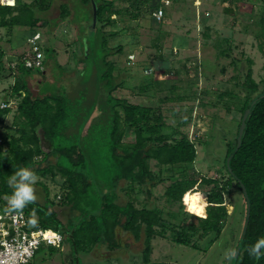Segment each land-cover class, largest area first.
<instances>
[{"label": "trees", "instance_id": "1", "mask_svg": "<svg viewBox=\"0 0 264 264\" xmlns=\"http://www.w3.org/2000/svg\"><path fill=\"white\" fill-rule=\"evenodd\" d=\"M81 1L85 4L90 2ZM98 1L93 5V16L96 19L94 27L101 33L99 42L101 57L97 59L100 72L99 74L97 72V78L99 77L100 84L107 89L105 105L97 111L96 105H93V109L83 117V120L79 121L77 118V123L69 122L75 108L67 96L42 94L40 90L37 96L28 82L29 78L37 76L40 78V75L46 77L45 57L55 50L50 51V47L47 46L44 52L43 46V52L46 53L43 68H27L25 59L28 54L21 56L13 69L16 81L10 94L3 99L0 94V129L5 126V116L11 111L10 107L2 108L1 103L9 104L10 97H16L18 100L14 121L15 132L6 135L0 132L1 208L7 209V202L3 197L12 194L14 189L8 184V180L19 168H28L36 177L41 178L50 175L55 179L56 175L60 174L64 178L63 197L59 195L57 198L62 199L61 204L68 205L77 215L64 222L53 209L56 203L50 198L49 187L42 182L36 183L42 191L36 200L27 204L22 211L26 213L28 220L30 218L36 220L33 227L54 230L63 236V242L59 246L42 244L38 252L46 246L49 255L52 256L56 252H62L67 244L73 257V262L69 264H83L80 254L89 253L98 245L107 246L111 251L120 249L118 234L123 231L132 234L137 240L144 234L146 247L143 251V264H150L152 242L157 236L166 237L168 230L173 242L196 249H200V239H205L209 235L213 242L216 241L229 217L225 194L235 182L244 198L246 221L250 204L249 225L236 264H264V255L257 260L249 254V248L264 238V79L261 83L255 81L252 59H246L248 69L242 86L248 93L242 101V117L235 140L228 144L225 158L224 169L228 173V181L223 184L219 179L203 174L189 177L188 170L195 164L198 151L195 142L182 130L187 120H180L176 126L168 125L162 112L113 95L121 85L115 82L113 76L115 65L108 61L107 57L112 53L123 52L124 48L123 45L113 48L109 46V39L118 36L119 32L106 31V28L115 26L125 15L132 19L140 18L142 4H146L147 1L129 0L132 6L136 7V12L131 10L132 6L120 7L116 0ZM228 1L220 0L223 3ZM54 2L55 0H33L29 3H18L17 6L0 5V27H7L11 31L16 27L28 28L24 40L27 42L29 37L46 26L42 14L48 12ZM149 2L153 15L161 8L160 1ZM69 15L70 10L67 4L63 3L62 19L66 20ZM261 21L262 25L255 31V36L260 41L259 49L264 55V17ZM47 31L51 33L50 30ZM82 49L84 51L81 63L85 64L91 57V50L86 43ZM4 58V49L0 46V70L3 69ZM241 64L240 59L235 58L232 61L236 69ZM138 66L140 65L137 64ZM141 68L143 73L148 70L146 65ZM225 71L224 67L222 72ZM146 77L147 81L139 88L141 93H149L152 87L162 84L152 75ZM41 82L40 78L38 85ZM227 93L235 96L232 92ZM177 98L183 99L181 96ZM171 100L174 99L166 97L163 101ZM247 109H251V114L246 121L239 145L240 127ZM103 122L105 124H102ZM76 126L77 132L72 133L71 127ZM128 130L135 136L131 143L124 141ZM64 131L70 132L69 137L64 136ZM71 135L79 137L80 140L73 139ZM43 141L49 142V150L45 149ZM152 160L157 161L159 167H165L172 174L166 179L161 175L157 177L151 170ZM162 171L163 169L161 173ZM168 179L174 182L167 189L166 196L168 200L180 204H183L181 197L189 189L200 192L203 186L212 187L208 192V199H200L197 202L198 213L185 212V218H193L195 222L187 223L183 220L178 223L168 222L164 219L162 210L149 208L147 202L139 207L138 197H131L124 204L119 200L117 190L121 183L129 184L128 189L131 191L137 186L138 192L147 194L148 199L152 196L153 190ZM196 237L198 241L195 240ZM260 251L264 253V248ZM33 263L34 260L29 264Z\"/></svg>", "mask_w": 264, "mask_h": 264}, {"label": "rangeland", "instance_id": "2", "mask_svg": "<svg viewBox=\"0 0 264 264\" xmlns=\"http://www.w3.org/2000/svg\"><path fill=\"white\" fill-rule=\"evenodd\" d=\"M144 1L147 2L142 4L140 18L132 19L125 15L115 26L106 28V31L119 32L118 36L109 39V46L123 45L124 48L123 52L112 53L107 57L115 65V82L121 85L113 95L162 112L166 123L171 126L186 119L182 130L195 142L198 151L195 164L188 170L189 177L203 174L217 178L224 184L229 179L224 169L228 144L235 140L242 117V101L248 93L242 86L248 69L246 59L253 61L255 81L261 83L264 79V55L259 49L260 41L255 36V31L262 25L264 0H229L226 3L220 0H159L166 11L163 22L154 20L149 0ZM95 2L99 1L90 0L85 4L81 0H55L53 7L42 14L46 22V26L40 30L44 52L47 46L55 52L45 57L44 68L47 72L46 77L39 76L42 79L40 85L38 76L28 79L29 87L37 96L40 92L67 96L75 108L69 119L71 123H77V118L83 120L93 105H96L95 111L99 110L105 105L107 96V89L97 78V72H100L97 59L101 57V33L94 27ZM20 3L29 2L19 0ZM63 3L70 10L66 20L61 17ZM116 4L126 8L132 6L129 0H116ZM131 10L136 12V7L132 6ZM47 30L51 33H47ZM27 31L26 27H16L12 31L0 27V46L5 55L3 69L0 70L2 99L10 94L15 84L13 69L20 57L28 54L30 47L24 41ZM85 43L91 50V57L84 64L81 59ZM235 58L242 60L238 69L232 65ZM137 64L140 66L137 67ZM143 65L148 67L145 73L141 68ZM224 67L226 71L222 72ZM147 75L154 76L162 84L152 87L149 93H141L139 88L147 81ZM228 91L235 96L229 95ZM179 96L183 99L177 100ZM166 97L174 100L163 101ZM9 100L7 105L1 103L2 108L11 109L5 116V126L0 129L5 135L15 132L18 100L16 97H10ZM76 127H71L72 133L77 132ZM130 131L126 132L125 143L135 140ZM63 134L69 137L70 132L64 131ZM74 135H71L73 139L80 140ZM43 145L49 150V142L43 141ZM150 165L157 177L161 175L166 179L172 174L165 167H159L155 160ZM38 182L49 187L50 198L56 203L53 209L64 222L77 215L68 205L61 204L62 199L57 198L59 195L63 197L64 178L60 174L55 179L50 175L46 178L38 176L33 185L36 197L42 191L36 186ZM173 182L169 179L161 182L148 199L147 194L138 192L137 186L133 192L128 189L129 184L121 183L117 190L119 200L124 204L131 197H138L139 207L147 202L149 208L162 210L168 222H195L193 218H185V212L192 214L185 210L187 205L168 200L166 191ZM211 188H200L201 199H208ZM3 199L7 202L5 197ZM225 201L229 217L216 241L213 242L209 235L200 239V249H196L173 242L168 230L166 237L157 236L152 242L150 264H232L235 256L229 258V250H237L246 223L244 198L235 182L225 194ZM118 237L120 249L111 251L107 246L98 245L93 251L80 254L83 264H143L146 247L144 234L137 240L132 234L120 231ZM195 240L198 241V238ZM33 260V264H69L73 262V257L66 244L62 252L52 256L48 253V247L43 246Z\"/></svg>", "mask_w": 264, "mask_h": 264}, {"label": "built area", "instance_id": "3", "mask_svg": "<svg viewBox=\"0 0 264 264\" xmlns=\"http://www.w3.org/2000/svg\"><path fill=\"white\" fill-rule=\"evenodd\" d=\"M23 1L31 2L33 0ZM18 3L19 0H0L2 6H17ZM165 17L166 11L163 7L153 14L156 21L161 22ZM42 37V32H38L27 39L30 47L25 59L27 68L44 67ZM28 221L24 211L22 215H17L7 209L3 210L0 205V264H29L42 244L59 246L63 242V236L60 233L54 230L35 228Z\"/></svg>", "mask_w": 264, "mask_h": 264}, {"label": "clouds", "instance_id": "4", "mask_svg": "<svg viewBox=\"0 0 264 264\" xmlns=\"http://www.w3.org/2000/svg\"><path fill=\"white\" fill-rule=\"evenodd\" d=\"M36 179V175L31 170L24 167L19 168L10 176L8 184L12 186L14 190L10 196L5 197L7 200V211L22 215V210L25 206L36 200L33 188ZM193 187L195 188V186ZM200 199V192H194L192 189H189L181 197V203L187 205L186 211L198 213L199 209L197 208V202ZM28 223L34 225L36 220L30 218ZM261 248H264V238L259 239L255 245L249 248V254L259 260V258L264 255V253L260 251ZM228 255L229 258L234 257L236 255L235 249L229 250Z\"/></svg>", "mask_w": 264, "mask_h": 264}, {"label": "water", "instance_id": "5", "mask_svg": "<svg viewBox=\"0 0 264 264\" xmlns=\"http://www.w3.org/2000/svg\"><path fill=\"white\" fill-rule=\"evenodd\" d=\"M263 97H264V95H263ZM250 114H251V109H247L246 112L244 113V116H243V119H242V124H241V127H240L239 138H238V144L239 145L241 143L242 136L244 134V130L246 128V121H247V119H248ZM239 145H238V147H239ZM229 162H230V159L228 160V166H229ZM243 190H244L245 196H246V198L248 200L247 192H246V189H245L244 186H243ZM249 219H250V204H248L247 221L245 223V226H244V229H243V233H242V236H241V240L239 242L238 249L236 251V255H235L234 259H233V263L232 264H236L237 261H238L240 250H241V247H242V243H243V240H244L245 235L247 233V228H248V225H249Z\"/></svg>", "mask_w": 264, "mask_h": 264}, {"label": "bare ground", "instance_id": "6", "mask_svg": "<svg viewBox=\"0 0 264 264\" xmlns=\"http://www.w3.org/2000/svg\"><path fill=\"white\" fill-rule=\"evenodd\" d=\"M201 197H203V196H201Z\"/></svg>", "mask_w": 264, "mask_h": 264}]
</instances>
